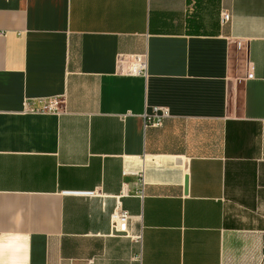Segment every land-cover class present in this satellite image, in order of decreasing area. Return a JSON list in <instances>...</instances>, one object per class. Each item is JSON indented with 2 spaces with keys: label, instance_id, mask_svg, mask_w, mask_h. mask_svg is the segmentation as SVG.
<instances>
[{
  "label": "crops",
  "instance_id": "obj_1",
  "mask_svg": "<svg viewBox=\"0 0 264 264\" xmlns=\"http://www.w3.org/2000/svg\"><path fill=\"white\" fill-rule=\"evenodd\" d=\"M0 264H264V0H0Z\"/></svg>",
  "mask_w": 264,
  "mask_h": 264
},
{
  "label": "built area",
  "instance_id": "obj_2",
  "mask_svg": "<svg viewBox=\"0 0 264 264\" xmlns=\"http://www.w3.org/2000/svg\"><path fill=\"white\" fill-rule=\"evenodd\" d=\"M229 19V13L226 10H219L218 13V21L220 25L225 24ZM238 45V42H237ZM136 63L138 65H144L143 60L140 59L139 56H136ZM60 102L61 100L55 97L48 98L46 101L43 102V104L40 107L37 108H28V106L24 105V108L29 111H34V112H51V113H58L60 111ZM165 115L164 110L160 111V108L153 107L151 110V113L146 115V124L152 125V126H158L160 125L161 117ZM122 173H125V171H122ZM133 175L136 176L137 178V190H136V195L138 197H142L143 195V185H144V180H143V172L142 170L133 172ZM84 194H93V191H87V192H82ZM128 219V214L127 212L121 208L120 203L118 200H116L115 205L110 213V221H111V227L113 230L117 232H122L126 233L127 232V227H126V222ZM136 240H139L140 237L137 235L135 237ZM137 260H139V255L137 256Z\"/></svg>",
  "mask_w": 264,
  "mask_h": 264
},
{
  "label": "water",
  "instance_id": "obj_3",
  "mask_svg": "<svg viewBox=\"0 0 264 264\" xmlns=\"http://www.w3.org/2000/svg\"><path fill=\"white\" fill-rule=\"evenodd\" d=\"M183 193H186V177L183 180Z\"/></svg>",
  "mask_w": 264,
  "mask_h": 264
}]
</instances>
